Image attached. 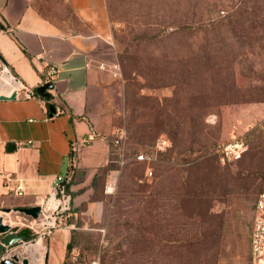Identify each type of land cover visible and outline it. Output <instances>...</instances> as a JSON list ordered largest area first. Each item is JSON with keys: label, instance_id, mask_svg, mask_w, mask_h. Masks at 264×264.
I'll return each instance as SVG.
<instances>
[{"label": "rangeland", "instance_id": "obj_1", "mask_svg": "<svg viewBox=\"0 0 264 264\" xmlns=\"http://www.w3.org/2000/svg\"><path fill=\"white\" fill-rule=\"evenodd\" d=\"M188 1L108 0L124 163L113 162L101 201L72 217L68 264H249L255 199L264 192V0H232L229 25L175 33ZM192 1L206 21L209 0ZM159 137L170 141L169 155L156 157L148 177L135 157ZM237 138L246 144L241 158L213 157V146ZM48 237L30 246L43 248Z\"/></svg>", "mask_w": 264, "mask_h": 264}, {"label": "crops", "instance_id": "obj_2", "mask_svg": "<svg viewBox=\"0 0 264 264\" xmlns=\"http://www.w3.org/2000/svg\"><path fill=\"white\" fill-rule=\"evenodd\" d=\"M113 27L106 0H0V63L34 90L48 67L57 69L47 91L52 116L46 98L38 95L0 101V210L38 206L52 192L55 177L73 168L71 210L59 217L44 247L34 253L25 250L31 242L23 241L6 249L29 264H63L73 228L68 219L99 203L90 201L91 185L109 162V140L123 112L119 79L107 69L116 63ZM17 87L13 83L0 95ZM18 184L20 196L14 193ZM19 231L11 226V232Z\"/></svg>", "mask_w": 264, "mask_h": 264}, {"label": "built area", "instance_id": "obj_3", "mask_svg": "<svg viewBox=\"0 0 264 264\" xmlns=\"http://www.w3.org/2000/svg\"><path fill=\"white\" fill-rule=\"evenodd\" d=\"M101 69H106L104 64H100L98 66ZM107 69L112 73V75L116 78H119V66L117 63L112 64ZM5 71L13 83L17 85L16 97L22 95L25 99H31L38 97L35 93V90L30 89L24 86L22 83L17 81L7 69L0 63V76L1 73ZM57 73V69L55 67H48L42 77V85L44 84H52ZM10 95V94H9ZM7 95V96H9ZM113 143L114 145L120 148V155L122 156L123 152V142L125 139V132L123 130H119L114 135ZM170 147V141L164 137H159L153 147L151 153H140L136 155L135 159L139 162L145 163H153L159 153H164ZM246 150V144L243 138L233 139L232 141L219 146L213 151V154L216 155L218 161L222 164L230 163L232 161L237 160L241 154ZM71 158L73 157V151L71 150ZM70 154V153H69ZM119 165H123L122 158L119 160ZM146 176H151V169H146ZM4 178H8V175H5ZM64 176L58 175L55 177L52 186V192L42 197L40 200L39 207V216L37 219H32L27 216H22L19 213L11 212L10 214H3V222L6 224L5 219L7 220V224L14 225L17 229H27L32 234L37 237H44L45 235H50L51 231L57 228L59 222V217L62 214L68 213L71 210L70 201L71 198L69 195H66L63 190V182ZM110 187L105 188V192H109ZM14 193L18 196L22 195V187L20 184L14 187ZM254 220L252 225L251 234L249 237V249H250V260L249 264H264V192L260 193L256 199L254 204ZM12 215V217H9ZM13 253L17 252H6L4 253V258H10ZM19 254V253H18ZM20 255V254H19ZM21 256V255H20ZM23 257V256H21Z\"/></svg>", "mask_w": 264, "mask_h": 264}, {"label": "trees", "instance_id": "obj_4", "mask_svg": "<svg viewBox=\"0 0 264 264\" xmlns=\"http://www.w3.org/2000/svg\"><path fill=\"white\" fill-rule=\"evenodd\" d=\"M106 1H107V5H108L109 17H110L112 23L114 24V22L111 18V14H110L108 0H106ZM230 2H232V0H209V3L206 4L207 9H211L213 7L214 10L211 12L210 11L208 12L209 17L204 15L206 18H208V19H206V21H204V20H201V18H203L202 15L195 16L193 14L192 9H193L195 3L192 0H189L186 4V5H188V7H186V9H187V12H189V13L184 14L183 19H180V20H178V22L173 23V25L177 29V31L175 33H183V34L185 33V34H189V35L197 34V33L199 34V33H203L204 31H208V28L210 26L215 27L213 25H216L218 27H222L223 25H226V24L229 25V24L235 22L233 20L235 17V10L236 9H234V4L233 3L230 4ZM179 6H180V3L176 2V7H179ZM183 7L185 8V5ZM243 24L245 27H250V25H251V23L249 24L248 20H246ZM228 31H229V34L232 37H234V32H235L234 27L228 28ZM112 33H113V40H114V27H113ZM114 45H115V42H114ZM190 46L196 52L200 48V45H198V43H194ZM115 50H116V46H115ZM231 63L236 64L234 62V60H232V59H231ZM254 79H255V77H254ZM41 99H43V98H41ZM43 100L45 101V103L48 107L53 106V103L50 99H43ZM114 138L115 137L113 135V137H111L109 140V148H110L109 162L98 171V173L95 175L94 180L92 182L91 187L93 189V193L90 196V201H101V199L96 198V195L98 193L99 194L102 193V187H103L102 185H103L109 171L113 170V166H112L113 162L114 161L119 162V160L121 158L120 148L118 146L114 145V143H113ZM218 147H219V144L213 146L211 149V153L213 154V151ZM152 150H153V147H151L149 149L146 148L143 152L144 153H151ZM124 151L125 150L123 148L122 156L124 155ZM168 151H169V149L167 151H165L164 153H159L157 156H159V157L165 156L166 157L167 154L169 155ZM190 152H191V150L189 151V153ZM244 152L241 154V156L244 154ZM114 154L116 156L115 160L112 158ZM71 155L72 154L70 152V154H69L70 158H71ZM213 155H214L213 157H215V159H216V155L215 154H213ZM176 156H178V155H176ZM176 156L174 155V159H177ZM241 156L239 158H241ZM169 157H171V155ZM188 157H189V154H188L187 158L183 157L182 159L186 161L187 159H189ZM139 163H142L145 165V171H146V169H151V171H153L152 170V165H153L152 163H145V162H139ZM72 170H73V168H72V166H70L69 169L67 170L66 175L64 176V179L62 182L64 193L66 195H69L70 198H71L72 194L69 192V185L71 183V179L73 176ZM261 193H263V192H261ZM84 210H85L84 207H82L81 209H77V216L79 214H81ZM68 222L69 223L72 222V219H68ZM18 233L20 235L24 236V241H34V239H36V237H37L36 235L29 232L27 229H22ZM71 248H72V244H71V234H70V238H69V241H68L67 246H66V255H65V259H64L63 264H68L67 259H68V254H69Z\"/></svg>", "mask_w": 264, "mask_h": 264}, {"label": "water", "instance_id": "obj_5", "mask_svg": "<svg viewBox=\"0 0 264 264\" xmlns=\"http://www.w3.org/2000/svg\"><path fill=\"white\" fill-rule=\"evenodd\" d=\"M52 89V84H44L35 89V93L42 98L49 99L50 95L47 93L48 90ZM16 98V92H12L9 96L0 95V101L14 100ZM50 116L55 112L54 107H49ZM13 145H8V150H11ZM16 212L32 219H37L39 216V207L31 208H19V209H4L0 210V264H29V261L25 257H21L18 253H13L10 258H4L3 255L7 248H14L19 243L24 241V236L11 232V227L3 222L1 214H10Z\"/></svg>", "mask_w": 264, "mask_h": 264}, {"label": "bare ground", "instance_id": "obj_6", "mask_svg": "<svg viewBox=\"0 0 264 264\" xmlns=\"http://www.w3.org/2000/svg\"><path fill=\"white\" fill-rule=\"evenodd\" d=\"M13 87V81L10 78V76L3 71L0 77V91H7L10 90V88ZM29 248H31V250L34 251V253L38 252V244H35V246H30L25 248V250H28ZM41 260V258H39Z\"/></svg>", "mask_w": 264, "mask_h": 264}]
</instances>
